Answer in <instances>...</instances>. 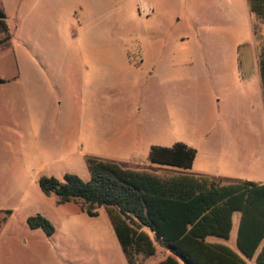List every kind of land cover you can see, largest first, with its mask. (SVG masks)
<instances>
[{
  "label": "rangeland",
  "instance_id": "obj_1",
  "mask_svg": "<svg viewBox=\"0 0 264 264\" xmlns=\"http://www.w3.org/2000/svg\"><path fill=\"white\" fill-rule=\"evenodd\" d=\"M0 9L10 36L0 46V264H130L105 207L90 217L40 188L67 174L88 182L90 160L264 182L249 0H0ZM177 143L196 151L191 170L148 162L153 146ZM37 215L52 236L29 227ZM236 239L235 227L226 244L238 250Z\"/></svg>",
  "mask_w": 264,
  "mask_h": 264
},
{
  "label": "trees",
  "instance_id": "obj_2",
  "mask_svg": "<svg viewBox=\"0 0 264 264\" xmlns=\"http://www.w3.org/2000/svg\"><path fill=\"white\" fill-rule=\"evenodd\" d=\"M256 19L255 36L261 52L259 65L264 89V0H249ZM0 46L10 40L5 13L0 9ZM196 151L183 143L171 148L153 146L152 165L191 170ZM91 179L67 174L64 182L44 177L40 188L55 195L60 205L81 202L82 211L97 217L105 207L130 264L157 253H168L158 264H264V183L241 181L223 185L205 176L155 174L135 171L117 163L90 160ZM240 213L237 249L226 244ZM33 230L47 236L54 225L44 216L28 219Z\"/></svg>",
  "mask_w": 264,
  "mask_h": 264
},
{
  "label": "crops",
  "instance_id": "obj_3",
  "mask_svg": "<svg viewBox=\"0 0 264 264\" xmlns=\"http://www.w3.org/2000/svg\"><path fill=\"white\" fill-rule=\"evenodd\" d=\"M258 63H259V59H258V61H257V64H258ZM259 66H260V65H259ZM255 67H256V66H255ZM261 183H264V182H261ZM239 220H240V213H236V214H235V227H236V229L238 228ZM161 248H163V247H161ZM164 252H165V250H164ZM164 252H163V250H160V251H159V249H157V253H156L154 256L159 255V261H158L157 263H154V264H158V263H160L161 261H163L164 259H166V257L168 256V253L166 254V256H164V255H163ZM154 256H152V257H154ZM152 257H150V258H152ZM150 258H147L146 260L148 261V259H150Z\"/></svg>",
  "mask_w": 264,
  "mask_h": 264
}]
</instances>
